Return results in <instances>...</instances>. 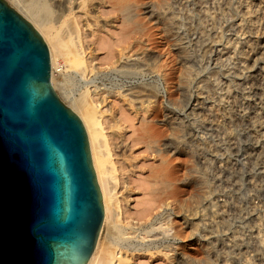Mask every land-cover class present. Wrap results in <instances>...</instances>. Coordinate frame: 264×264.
Here are the masks:
<instances>
[{
    "label": "rangeland",
    "instance_id": "rangeland-1",
    "mask_svg": "<svg viewBox=\"0 0 264 264\" xmlns=\"http://www.w3.org/2000/svg\"><path fill=\"white\" fill-rule=\"evenodd\" d=\"M116 1L134 7L133 21L115 22L109 34L117 39L133 26L135 50L154 55V74L120 75L101 64V55L88 78L114 92L152 81L159 86L147 105L154 117V159L135 141L145 128L136 119L119 129L102 121L109 141L132 146L124 157L104 160L116 178V222L137 217L151 203L153 187L154 209L162 204L155 211L164 215L166 231L155 232L154 261L142 256L132 264H264V0ZM104 9L115 17L110 5ZM165 14L174 20L172 30L159 19ZM187 66L192 78L184 90ZM170 116L185 133L178 126L172 135ZM165 141L183 145L164 149ZM122 181L128 189L121 192Z\"/></svg>",
    "mask_w": 264,
    "mask_h": 264
},
{
    "label": "water",
    "instance_id": "water-1",
    "mask_svg": "<svg viewBox=\"0 0 264 264\" xmlns=\"http://www.w3.org/2000/svg\"><path fill=\"white\" fill-rule=\"evenodd\" d=\"M41 35L0 0V264H86L104 210L76 109Z\"/></svg>",
    "mask_w": 264,
    "mask_h": 264
},
{
    "label": "bare ground",
    "instance_id": "bare-ground-1",
    "mask_svg": "<svg viewBox=\"0 0 264 264\" xmlns=\"http://www.w3.org/2000/svg\"><path fill=\"white\" fill-rule=\"evenodd\" d=\"M11 2L23 15L21 16L48 43L52 66L51 85L54 88L57 87L69 105L77 110L89 134L90 157L103 201L102 205H104V217L91 259H88L86 264H132L142 256H148L154 261L153 249L156 245L154 239L159 236H156L155 232L166 231L164 215H159L155 211L160 209L162 204L155 205L154 209V182L153 185L151 184L153 187L150 191L151 203L148 202V206H145L135 217L137 222H134L135 218L131 221V216V222L129 221L128 224L116 222L117 213L114 208L115 201H118L114 195L116 178L108 175L104 160L111 155L124 157L132 150V146L124 140L109 141L103 132L102 121L107 118L110 127L119 129L123 123L136 119L140 125L145 126L143 128L145 135L142 134L143 136H139L135 141L137 144H142L154 159V128L151 124L154 117L150 113L152 111L149 109L150 106L147 108V105L154 101V94L158 93L159 86L157 84L154 86L152 81L114 92L99 89L96 82L88 78L90 73H94L99 68L97 65L100 63L96 62H99L101 55H104L101 64L120 75L150 76L154 74V55L149 52L138 53L135 50L138 46V38L132 36L133 32L134 35L137 33L132 25L134 29L131 27V31L126 30L131 36L123 33L119 38L114 39L108 32L115 22L120 24L132 22L134 7L124 6L119 1L112 3L114 0H11ZM109 5L115 11V17L100 11ZM146 10L151 16L154 15L155 10L152 8L148 7ZM162 16L159 18L160 21L167 29L172 30L174 20L171 22V18L166 14ZM104 35H109V39ZM187 69L186 76L183 75L185 77L181 80V88L185 87L189 74L192 72L191 67L187 66ZM112 97L117 98L118 104L112 102ZM168 119L172 135L177 134L175 132L178 126L179 132L182 130V122L177 123V126L171 116ZM185 129L182 131L184 132ZM114 136L117 137L118 134L115 133ZM178 143V147L175 144V148L168 141L163 142L162 145L164 149L173 147L174 150H179L183 142ZM126 183L122 181L121 192L128 189ZM120 186L121 184L118 190ZM125 199L124 202L127 201ZM104 227H106V235L102 240Z\"/></svg>",
    "mask_w": 264,
    "mask_h": 264
}]
</instances>
